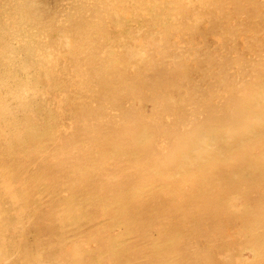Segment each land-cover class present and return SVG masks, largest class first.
I'll return each mask as SVG.
<instances>
[{"label": "bare ground", "instance_id": "obj_1", "mask_svg": "<svg viewBox=\"0 0 264 264\" xmlns=\"http://www.w3.org/2000/svg\"><path fill=\"white\" fill-rule=\"evenodd\" d=\"M0 264H264V0H0Z\"/></svg>", "mask_w": 264, "mask_h": 264}]
</instances>
